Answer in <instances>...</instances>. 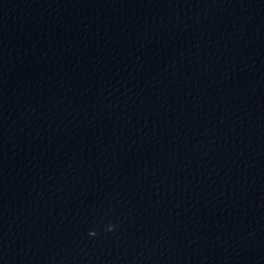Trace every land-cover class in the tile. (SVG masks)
Returning <instances> with one entry per match:
<instances>
[{
	"label": "water",
	"instance_id": "obj_1",
	"mask_svg": "<svg viewBox=\"0 0 264 264\" xmlns=\"http://www.w3.org/2000/svg\"><path fill=\"white\" fill-rule=\"evenodd\" d=\"M0 264H264V0H0Z\"/></svg>",
	"mask_w": 264,
	"mask_h": 264
},
{
	"label": "clouds",
	"instance_id": "obj_2",
	"mask_svg": "<svg viewBox=\"0 0 264 264\" xmlns=\"http://www.w3.org/2000/svg\"><path fill=\"white\" fill-rule=\"evenodd\" d=\"M114 227H115L114 225H109L108 226V230L111 231ZM90 235L95 236L96 235V232L95 231H92V232H90Z\"/></svg>",
	"mask_w": 264,
	"mask_h": 264
}]
</instances>
